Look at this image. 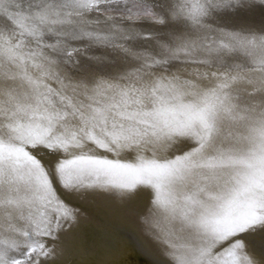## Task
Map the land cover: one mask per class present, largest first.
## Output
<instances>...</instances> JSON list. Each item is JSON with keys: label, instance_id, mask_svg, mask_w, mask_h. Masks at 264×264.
Segmentation results:
<instances>
[{"label": "snow or ice", "instance_id": "snow-or-ice-1", "mask_svg": "<svg viewBox=\"0 0 264 264\" xmlns=\"http://www.w3.org/2000/svg\"><path fill=\"white\" fill-rule=\"evenodd\" d=\"M99 193L150 264H264V0H0V264Z\"/></svg>", "mask_w": 264, "mask_h": 264}, {"label": "bare ground", "instance_id": "bare-ground-1", "mask_svg": "<svg viewBox=\"0 0 264 264\" xmlns=\"http://www.w3.org/2000/svg\"><path fill=\"white\" fill-rule=\"evenodd\" d=\"M137 203L136 198L121 202L104 193L79 201L87 217L81 226L87 252L71 258L73 264H150L152 258L137 246L136 227L130 219Z\"/></svg>", "mask_w": 264, "mask_h": 264}]
</instances>
